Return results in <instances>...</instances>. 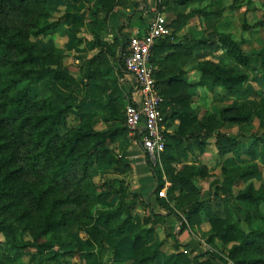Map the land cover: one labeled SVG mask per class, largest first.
I'll use <instances>...</instances> for the list:
<instances>
[{
	"label": "trees",
	"instance_id": "trees-1",
	"mask_svg": "<svg viewBox=\"0 0 264 264\" xmlns=\"http://www.w3.org/2000/svg\"><path fill=\"white\" fill-rule=\"evenodd\" d=\"M56 1L0 0V264H14L31 250L39 255L36 264L76 256L84 261L96 252L100 258L108 238L129 253L105 264H210V260L217 264H264V184L255 187L252 182L260 179L259 165L224 161L221 179L211 181L208 190L202 192L195 181L209 176L207 168L196 162L187 164V153L195 147L202 154L211 138L221 157L238 152L237 137L220 130L227 124H247L252 110L243 105L227 106L218 111V116L207 114L199 119L191 106L195 93H190L185 83L186 73L196 71L199 79L194 86L211 94L221 89L224 97L234 98L251 73L264 87V53H248L231 34L217 30L200 37L192 32L179 35L192 19L212 13L200 8L177 14V7L194 0H158L155 14L165 15L171 36L154 43L149 66L163 98L161 113L166 128L178 122L172 134L164 133L160 165L153 166L146 159L155 181L151 196L165 211L160 214L153 210L149 198L126 192V179L104 178L101 183L93 179L94 170L104 169L105 164L119 175L130 170L124 150H120L119 159L115 156L117 140L128 136L126 104L113 94L116 90L109 93L106 106L107 121L116 125L97 129L95 115L78 113L80 106L73 103L76 80L64 70L51 67L53 49L37 43L38 38L60 33L67 19H71L74 37L88 11L93 44L99 51L88 62L86 78L101 81L114 69L122 75L127 42L112 46L102 42L96 32V17L103 12L106 20L128 0H73L87 5L82 14L55 10L51 5ZM116 47L121 53L111 66L105 54L115 57ZM217 53L234 64L223 68L205 59ZM45 77L49 78L48 91L59 85L66 93L55 89L47 96L32 94V87ZM71 99L73 102H68ZM79 103L83 104V99ZM128 104L134 103L129 100ZM261 107L264 125L263 102ZM255 140L264 144V134ZM245 155L252 158L255 149L249 148ZM165 182L169 187L163 199L158 193ZM239 183L246 185L234 194L233 186ZM221 196L222 212L213 202ZM137 209L142 211L139 218ZM168 217L176 219V229L167 223ZM203 220L210 226L205 235L209 249L195 253L178 238L185 231L196 235ZM159 227L165 229L167 237L153 242ZM71 229L85 238L76 250H68L73 239ZM46 237L49 242H41ZM168 240L172 241V252L160 262Z\"/></svg>",
	"mask_w": 264,
	"mask_h": 264
},
{
	"label": "crops",
	"instance_id": "crops-1",
	"mask_svg": "<svg viewBox=\"0 0 264 264\" xmlns=\"http://www.w3.org/2000/svg\"><path fill=\"white\" fill-rule=\"evenodd\" d=\"M157 2L158 0H128L125 5L115 8L106 20L105 14L103 12H99L96 17V32L100 40L112 46L114 43H120L123 40L128 43L129 39L134 36H143L147 32L149 22L156 15L155 10ZM95 4L96 2L94 1L92 8L95 6ZM51 7L55 10L60 11L61 13L73 14H82L87 9V5L85 3H75L73 2V0H58L54 2ZM187 8V5L180 6L176 8L175 12L177 14H186ZM184 9L185 11L183 12ZM90 21L91 18L89 17L87 11L84 15L83 26L78 29V31L74 32V37L71 36L70 32L71 19H67L65 22L62 23L63 29L60 33H58L54 37L47 38V46H50L53 49V54L49 65L51 66V63L54 62V68L64 70L76 80L77 83L74 86L76 90L75 93L79 92L80 90L85 91V96L83 98L82 104V112L94 114V120L97 121L96 128L104 129L116 125L115 122H108L106 118V106L109 102V93L113 89L116 90L113 94L118 95L126 104V106L129 105V100H131V102L134 104L139 103L140 95L136 89V85L132 77L125 72H123L122 75H118L116 69H114L101 81H89L86 78L88 75V62L99 51L98 47H94L93 44L92 27L90 25ZM191 21L187 24V26L191 24ZM183 30L184 29L179 32V35L188 33V31ZM113 51H115V57H111L110 55L105 54L108 60V64L111 66H114L116 64V61H114V59H116V57H119V54L121 53V51L119 52V47L114 48ZM55 58H57L56 61H54ZM198 79L199 74L196 71H190L185 75V83H187L190 88L189 92L195 93L191 106L197 110V116H199V113L202 112H199V107L200 102L202 101V95L206 92L205 89L194 86V84L198 82ZM48 83L49 78H47V84ZM55 88L63 93H66V91H64V89L59 85H55ZM231 99V97H222L221 100ZM177 123V121L173 122L172 126L168 128H166L165 124V133L172 134ZM101 124L104 125V127L98 128ZM127 137L128 139L124 141H121V138H119L115 146L118 147L119 150H124L127 164L130 166L133 172H136L138 179L135 180L131 178L133 179L134 184L136 183L135 189H137V192H139L138 194L141 195V197H149V202L150 204H152V208L155 212L165 214V211L160 209L155 204V199L153 196H151V193L155 187V181L151 172L149 171V168L147 167L145 156L137 142L138 139L133 138L132 140L129 135ZM214 144V138H211L207 141V144L202 154H200L198 152V149H196L195 147L191 150V152L187 153V164H191V162H196V165L205 166L208 170L212 169V172H209V174L216 175V177H211L210 180L207 177L204 179H196L195 184L199 189L202 190V192H206L208 190L209 184L211 183L213 178L219 179V170L221 169L223 162H231V158L235 157V154L229 153L227 154L228 156H226L229 159L224 157L223 159L219 160L217 158V150ZM256 156L257 155L255 154L252 158H250L245 155L244 157L246 159V163H257V161L255 160ZM180 167L181 165H177V168ZM151 177L153 178V187L148 195L146 193L147 191L143 193L142 181L147 180L149 182L147 185L149 188V179ZM206 179L209 180V182H207ZM166 221L173 229H175V226H177V221L174 217H168ZM174 221L175 223H173ZM202 223L203 224L200 226V230L202 232L208 231V222L203 221ZM155 233V237L159 235L160 238L161 236L160 239L167 237L166 231L162 227L157 228ZM198 235L196 236L192 233H189L188 231H185L178 238V240L183 244L189 245L192 250L197 253V249L198 247H200L199 242L202 241L198 237ZM153 242H155L154 239ZM215 244L220 247L219 242H217V240L215 241ZM165 245L168 247L172 245V243L167 241ZM229 247L230 245L227 248ZM164 255V252L160 254V262H162Z\"/></svg>",
	"mask_w": 264,
	"mask_h": 264
},
{
	"label": "rangeland",
	"instance_id": "rangeland-1",
	"mask_svg": "<svg viewBox=\"0 0 264 264\" xmlns=\"http://www.w3.org/2000/svg\"><path fill=\"white\" fill-rule=\"evenodd\" d=\"M188 6L186 12H189L191 9H203L208 13H212L207 16H197L191 21V24L189 26H185L183 31H188L194 33L196 37H200L203 35H207L208 32L211 30H217L222 33H229L233 36V38L240 42L242 45V48L250 53V52H258L262 51L264 53V0H194L189 3H186L182 6ZM180 7V6H179ZM185 9L183 10V12ZM59 14V13H58ZM57 16V15H56ZM37 43L40 47L47 46V38H38ZM68 56V55H67ZM205 59L213 60L214 62L219 63L223 68L232 66L234 63L230 60L223 59L219 53L214 55H206ZM57 58H55L54 61H56ZM51 67H54V62L51 63ZM241 70V69H240ZM242 71V70H241ZM249 79L248 81L243 85L242 90L236 95V97H231V100H221L222 97H224L223 91L220 89H217L214 94L209 93L206 91L202 95V101L200 102L199 107V118H202L203 116L207 114H214L218 116V111L221 108L227 107V106H244L246 110L251 109L252 110V118L247 124L244 125H232L227 124L220 132L224 133L227 136L237 137L239 148L238 152L235 153V157L231 158L230 164L237 163V164H245V152L249 150V148H255V154L257 164L260 166V179H254L252 180L255 187H259L260 185L264 184V144H261V142H256L255 137L261 136L264 134V125L261 121V102L264 103V87L259 79H254L253 75L251 73H248ZM56 88H51L49 91L47 90V77H45L43 80H41L39 83L35 84L32 87V94L34 95H44L47 96V93H54ZM58 91V89H56ZM51 91V92H50ZM65 91V90H64ZM85 91L80 90L77 93H74V98H76V101L73 102L72 99L68 102H73L76 106H80V112H82V104L79 103L85 96ZM76 95V96H75ZM202 106V107H201ZM204 111V112H203ZM72 122V117L69 118V123ZM104 125H100L98 128H103ZM127 136L121 137V141L127 140ZM133 140V138H132ZM215 141V139H214ZM255 143V145H254ZM215 146V144H214ZM116 153L115 156L119 159V153L120 150L118 147H116ZM216 148V146H215ZM217 150V148H216ZM228 156V155H226ZM225 156V157H226ZM217 158L223 159L217 151ZM228 158V157H226ZM229 159V158H228ZM217 160V159H216ZM236 160V161H235ZM228 161V160H227ZM127 162V160H126ZM226 162V161H225ZM101 170V168H96L93 173V179L96 183H101V181L104 178H120V179H126L127 181V193L128 194H137L138 198H143L141 195H139L137 192V189H135V185L133 179L137 180L136 172H133V170L130 168V170L125 175H119L111 170L110 168L105 164ZM150 171V170H149ZM209 172H212V169H207L208 173V179L210 180L211 177H216L214 174H209ZM220 172V170H219ZM220 179V174L218 175ZM133 178V179H131ZM150 187L148 188V181L143 180V193H146L149 195V193L152 190L153 187V178L150 179ZM209 180L206 179L207 182ZM213 180H216L213 178ZM212 180V181H213ZM245 183H239L235 184L233 186V193L236 194L239 190L243 189ZM148 199L149 197L146 196L145 199ZM221 197L218 198V200H214V203H218L220 207V212L222 209V202ZM235 218L239 219L240 221L242 218L237 214V212H234ZM136 218L141 217L142 211L141 209H137L135 211ZM206 221V220H203ZM207 222V221H206ZM175 223V221L173 222ZM203 223H201L202 225ZM177 225V224H176ZM200 225V226H201ZM209 225V224H208ZM242 228L245 229L246 225L241 224ZM210 228V226H209ZM176 229V226H175ZM71 232L73 233V239L71 242V246L68 250H76V248L79 245L80 241H84V235L79 234L75 231V229H71ZM189 233H192L191 231H188ZM199 232V235H198ZM200 230V227L196 228V236L202 240L200 243V247L197 249V253L205 252L207 249H209L208 245L205 243V235L208 234L209 230L206 232H202ZM193 234V233H192ZM162 235V234H161ZM195 235V234H194ZM23 238L26 240L28 239L27 235H24ZM154 241L160 240L159 235L157 237H153ZM1 240V238H0ZM49 237H46L42 239L41 242L48 243ZM110 238H108L104 246L105 251L103 252L102 256L99 258L98 253L96 252L94 256L90 259L86 260H80L78 256L74 258H59L57 261L52 262H43V264H105L109 262L112 258L115 256H127L129 251L126 248H122L118 243H112L110 242ZM169 241V240H168ZM172 243V241L170 242ZM165 250V251H164ZM223 250V248L221 249ZM163 252L165 255L170 254L172 252V245L166 246L164 245ZM39 255L35 254L33 250L27 252L25 255H23L20 260L15 262L14 264H36V260H38ZM99 259V260H98ZM162 264V263H159ZM210 264H217L215 261L210 260Z\"/></svg>",
	"mask_w": 264,
	"mask_h": 264
},
{
	"label": "built area",
	"instance_id": "built-area-1",
	"mask_svg": "<svg viewBox=\"0 0 264 264\" xmlns=\"http://www.w3.org/2000/svg\"><path fill=\"white\" fill-rule=\"evenodd\" d=\"M171 36L165 16L156 14L148 24L143 36L131 37L126 52L122 55L125 72L132 77L140 95V102L127 105L124 110L125 126L131 138L137 142L145 160L153 165H160L165 149L166 132L164 116L161 113L163 98L159 95L153 70L149 66L150 52L154 43L161 38ZM169 184L165 182L159 191L160 198H166Z\"/></svg>",
	"mask_w": 264,
	"mask_h": 264
}]
</instances>
